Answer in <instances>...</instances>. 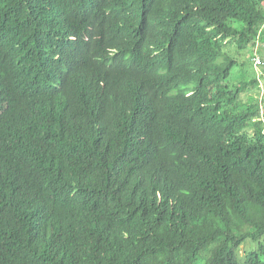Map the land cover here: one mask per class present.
Masks as SVG:
<instances>
[{"label": "trees", "instance_id": "trees-1", "mask_svg": "<svg viewBox=\"0 0 264 264\" xmlns=\"http://www.w3.org/2000/svg\"><path fill=\"white\" fill-rule=\"evenodd\" d=\"M263 32L264 0H0V264H264Z\"/></svg>", "mask_w": 264, "mask_h": 264}, {"label": "rangeland", "instance_id": "rangeland-1", "mask_svg": "<svg viewBox=\"0 0 264 264\" xmlns=\"http://www.w3.org/2000/svg\"><path fill=\"white\" fill-rule=\"evenodd\" d=\"M259 36H263V37H261L260 40L258 39L257 42L255 43V46L250 47L249 51L242 54L243 57L240 63L250 62L251 58L253 59L258 58V59L264 60V32L263 34L261 33ZM253 59H251L252 65L247 67V70L249 71L251 75L254 74L256 77L262 78L263 76V68L261 67L262 65L260 67H256L253 63ZM246 66L247 64H245V67ZM241 69L242 68H240L239 70V74H241ZM242 70L245 72V68H243ZM262 89L264 91V84L262 85ZM262 245H264V239L261 242H257V243L252 242V241L248 242L240 250L241 258H244L247 252L258 250Z\"/></svg>", "mask_w": 264, "mask_h": 264}, {"label": "built area", "instance_id": "built-area-1", "mask_svg": "<svg viewBox=\"0 0 264 264\" xmlns=\"http://www.w3.org/2000/svg\"><path fill=\"white\" fill-rule=\"evenodd\" d=\"M256 67H260L262 65V62L260 60L255 61Z\"/></svg>", "mask_w": 264, "mask_h": 264}]
</instances>
